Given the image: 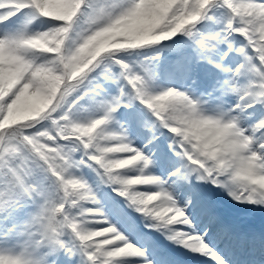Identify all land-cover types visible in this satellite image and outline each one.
I'll list each match as a JSON object with an SVG mask.
<instances>
[{"label": "snow or ice", "instance_id": "obj_1", "mask_svg": "<svg viewBox=\"0 0 264 264\" xmlns=\"http://www.w3.org/2000/svg\"><path fill=\"white\" fill-rule=\"evenodd\" d=\"M0 264H264V0H0Z\"/></svg>", "mask_w": 264, "mask_h": 264}]
</instances>
